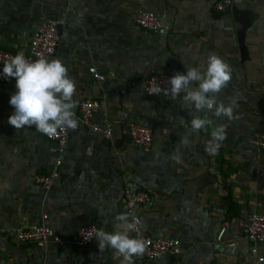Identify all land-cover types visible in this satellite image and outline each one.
<instances>
[{
  "label": "crops",
  "instance_id": "obj_1",
  "mask_svg": "<svg viewBox=\"0 0 264 264\" xmlns=\"http://www.w3.org/2000/svg\"><path fill=\"white\" fill-rule=\"evenodd\" d=\"M139 11L154 13L167 29L139 28ZM46 19L62 21L49 60H62L75 80L76 104L83 97L100 99L94 121L111 123L113 134L104 139L78 124L69 130L66 147L52 153L54 143L34 127L8 124L16 82L4 78L0 66V264H120L122 258L110 248L100 251L97 241L78 248L71 240L87 224L114 231L115 216L124 213L125 188L151 197L137 210L143 232L179 239L182 247L176 257H134V264H254L245 240L230 248L216 244L215 235L226 225L228 240L243 232L251 212H264V153L248 130L264 131V0H234L224 14L214 12L209 0H0V49L26 54ZM209 54L232 68V80L218 100L235 101L233 119L210 117L226 129L215 153L206 151L211 128L190 133L184 94L174 101L143 89L150 73L172 77L185 66L201 67ZM89 67L116 76L98 83ZM128 79L134 87L126 85ZM133 122L151 129L149 151L130 144L126 131ZM181 135L189 139L187 146L179 143ZM176 149L179 163L173 159ZM56 158L61 159L59 177L45 193L34 176L51 171ZM224 185L239 206L236 218H226ZM258 201L262 207H256ZM42 213L65 243L43 249L15 243V230L37 224ZM261 251L264 255V246Z\"/></svg>",
  "mask_w": 264,
  "mask_h": 264
},
{
  "label": "clouds",
  "instance_id": "obj_2",
  "mask_svg": "<svg viewBox=\"0 0 264 264\" xmlns=\"http://www.w3.org/2000/svg\"><path fill=\"white\" fill-rule=\"evenodd\" d=\"M185 69L184 73L177 72L168 79L169 88L158 87L151 94L164 91L175 101L183 92L181 103L191 117L190 133L211 128L206 151L215 153L226 139V129L222 124H214L210 117L234 118L235 101L225 104L218 100L219 93L232 80V68L217 55L209 54L201 67L185 66ZM2 75L6 79L14 78L16 82V91L9 100L14 109L7 121L9 125L15 129L34 127L49 138L60 131L78 128L74 100L76 82L62 60L38 57L31 61L21 51L3 63ZM181 123L187 126L189 122L182 120ZM179 143L187 146L190 141L181 135ZM173 159L180 162L179 149L175 150ZM140 223L134 215H116L114 231L101 228L95 233L99 250L110 248L117 258H122L120 264H134L133 258L142 256L146 250L145 241L131 235L138 231Z\"/></svg>",
  "mask_w": 264,
  "mask_h": 264
},
{
  "label": "built area",
  "instance_id": "obj_3",
  "mask_svg": "<svg viewBox=\"0 0 264 264\" xmlns=\"http://www.w3.org/2000/svg\"><path fill=\"white\" fill-rule=\"evenodd\" d=\"M71 1V0H68ZM234 0H209L211 9L218 13L224 14L230 11L233 7ZM136 25L151 33H158L167 29L166 24L158 18L154 13L139 11L135 18ZM62 26V21L59 19H46L37 26L34 33L31 36L28 52L25 57L31 61L36 60L38 57H44L49 59L56 51L59 43L58 27ZM16 54L0 49V66L7 61L10 57ZM88 73L98 83H103L106 78H114L116 75L114 72H110L107 75L99 73L95 67H89ZM171 78L169 75L162 73H150L145 82L143 89L145 93L154 96L170 97L169 94L161 91L159 94H151L154 89L162 88L167 89L170 86L167 81ZM126 85L134 87L135 83L128 79ZM184 93H180L181 97ZM75 108V118L78 120V124L84 129L90 131L93 134L100 135L104 139L112 138L111 123L104 120L101 123L94 121V116L100 112L101 103L97 97H83L81 98ZM251 132V138L253 145L259 149H264V131H258L254 126L248 128ZM127 134L129 136L130 144L143 151H149L153 144V134L150 128L145 127L140 123H130L127 128ZM55 146L50 148L52 153L62 150L68 143L69 130L60 131L55 137L49 138ZM61 166V159L56 158L54 160V167L47 173L35 174L34 182L40 186L45 193L51 191L54 187L58 177L59 168ZM124 213L130 216L134 215L141 219L137 213L139 207L148 205L151 202V197L148 192L135 190L131 188H125L123 192ZM256 207H262V204L258 201L255 202ZM100 228L95 224H87L78 227L72 237V244L78 248L91 247L96 242L95 233ZM227 226L222 225L215 235V243H225L227 247H235L238 240H245L249 244L250 254L255 258L254 264H264V255L261 251L264 246V212L253 211L248 215L245 229L242 233L232 236L226 240ZM135 238H141L146 243V250L142 256L136 257L139 261H154L163 256H178L182 253L181 242L176 238L160 237L153 238L146 235L141 223L138 226V231L131 233ZM14 242L20 245L34 246L38 249L45 248L50 243L56 245H63L65 241L57 235L47 225V214L42 213L37 224L30 227H20L14 232ZM39 264H48L45 261Z\"/></svg>",
  "mask_w": 264,
  "mask_h": 264
},
{
  "label": "trees",
  "instance_id": "obj_4",
  "mask_svg": "<svg viewBox=\"0 0 264 264\" xmlns=\"http://www.w3.org/2000/svg\"><path fill=\"white\" fill-rule=\"evenodd\" d=\"M224 190L226 194L222 199V203L225 208L226 218L227 219L236 218L239 216V210H240L239 206L233 199L230 186L224 185Z\"/></svg>",
  "mask_w": 264,
  "mask_h": 264
},
{
  "label": "water",
  "instance_id": "obj_5",
  "mask_svg": "<svg viewBox=\"0 0 264 264\" xmlns=\"http://www.w3.org/2000/svg\"><path fill=\"white\" fill-rule=\"evenodd\" d=\"M61 28H62V26L59 25V27H58V34H59V35H60V32H61ZM260 152H261V153H264V149H263V150H260Z\"/></svg>",
  "mask_w": 264,
  "mask_h": 264
}]
</instances>
